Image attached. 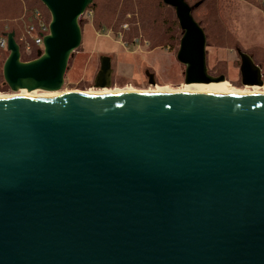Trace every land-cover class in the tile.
<instances>
[{"label": "water", "instance_id": "water-1", "mask_svg": "<svg viewBox=\"0 0 264 264\" xmlns=\"http://www.w3.org/2000/svg\"><path fill=\"white\" fill-rule=\"evenodd\" d=\"M39 1L51 21L36 58L5 33L15 92L62 88L93 2ZM163 2L183 31L185 83L224 81L192 6ZM237 51L242 83L262 86L261 65ZM112 72L100 56L95 88ZM0 264H264V93L0 97Z\"/></svg>", "mask_w": 264, "mask_h": 264}, {"label": "rangeland", "instance_id": "rangeland-1", "mask_svg": "<svg viewBox=\"0 0 264 264\" xmlns=\"http://www.w3.org/2000/svg\"><path fill=\"white\" fill-rule=\"evenodd\" d=\"M95 1H99L103 10L98 17L92 8ZM125 1L128 0H93L86 9L92 11V16L88 17L86 11L80 16L82 42L69 60L59 92L94 89L102 55L112 58V83L108 88L181 89L185 86V65L176 58L183 31L175 10L169 5L157 7V2H151L158 0H132L134 7L140 1L157 17L158 22L143 28L138 23L139 16ZM199 1L203 4L193 14L205 29L209 73L224 75L229 88L251 89L252 86L242 83L239 48L253 55L255 63L261 65L263 85L253 86L264 90V0H188L191 5ZM123 4L127 7L122 8L125 16L132 22L120 23ZM33 6L41 5L33 0H0V31L15 28L21 40L27 29L26 15ZM146 71L155 74V84L149 83ZM0 93H15L5 83L3 72Z\"/></svg>", "mask_w": 264, "mask_h": 264}, {"label": "bare ground", "instance_id": "bare-ground-1", "mask_svg": "<svg viewBox=\"0 0 264 264\" xmlns=\"http://www.w3.org/2000/svg\"><path fill=\"white\" fill-rule=\"evenodd\" d=\"M229 84L224 81H212L209 83H185V86L181 89H173L170 87H163L159 89L149 88V89H136L134 87H123V88H94L89 89L85 92L87 93H121V92H133V91H143V92H176V91H190V92H212V93H239V94H257L264 93V90H260L257 86H252L251 89H239V88H229ZM231 87V86H230ZM59 90L57 91H41L33 90L29 91L27 89H20L15 93H0V97H14V96H56L62 95L64 93ZM71 93V92H70Z\"/></svg>", "mask_w": 264, "mask_h": 264}, {"label": "trees", "instance_id": "trees-1", "mask_svg": "<svg viewBox=\"0 0 264 264\" xmlns=\"http://www.w3.org/2000/svg\"><path fill=\"white\" fill-rule=\"evenodd\" d=\"M34 2H37V3H40V5L41 6H33V7H30L29 8V10H28V13H27V15H26V19H25V23H26V26H27V28L29 27V25L31 24V23H33L34 22V16H35V14H36V12H38V11H41V12H43V13H45L46 14V16H47V18L48 19H50V13H49V11L47 10V8L44 6V4H42L39 0H33ZM125 2H127V6H129V7H131L132 9H133V12L135 13V14H137L139 17L137 18V20H138V23H141L142 24V26H143V28L145 27V25H147V24H149V23H155V22H158V20H157V17L156 16H154L153 14L154 13H150V12H148L143 6H142V2H136L135 3V7H134V1H132V0H128V1H125ZM151 2H157V7H160L161 5H164L165 3L163 2V0H158V1H151ZM187 2H188V0H187ZM189 3V2H188ZM190 4V3H189ZM203 4V1H199V2H197V3H195L194 5H191L190 4V6H192V8H193V10H192V13H194V10L196 9V8H198L199 6H201ZM107 4H105L104 6H103V8L104 9H106V6ZM166 5V4H165ZM92 8L95 10V12H96V14H97V17H98V13H99V11L101 12V11H103L101 8H102V6L101 5H99V1H95V2H93V4H92ZM122 8H127L124 4L121 6V10H122V13H121V15H119L120 16V19L121 18H123L121 21H120V23H122V22H124V21H130V22H132L131 21V19H127L126 18V16H125V14H126V11H123V9ZM173 8V7H172ZM174 9V8H173ZM175 10V9H174ZM160 15V14H159ZM99 16H100V14H99ZM125 16V17H124ZM193 16H194V14H193ZM194 18H195V16H194ZM196 19V18H195ZM196 21L197 22H199L200 23V25L202 26V24H201V22L200 21H198L197 19H196ZM117 22V21H116ZM124 23H126V22H124ZM128 24H129V22H128ZM150 25V24H149ZM102 26H104V24L102 25ZM82 27V26H81ZM203 27V26H202ZM203 29H204V27H203ZM27 30V29H26ZM133 30H135V27L133 26ZM11 31H14L15 32V38H16V41H17V43H19L20 44V40L18 39L19 38V36L20 35H18L17 34V30L14 28V29H12V30H10V31H7V30H1L0 31V37H2V36H5V33H7V32H11ZM204 31H205V29H204ZM148 36V35H147ZM21 45V44H20ZM22 47V46H21ZM0 61L2 62L7 56H8V52L7 51H4L3 49H1L0 48ZM34 58H36V54H34L33 55V57H25V56H23V60H30V59H34ZM2 72V67H0V73Z\"/></svg>", "mask_w": 264, "mask_h": 264}, {"label": "built area", "instance_id": "built-area-1", "mask_svg": "<svg viewBox=\"0 0 264 264\" xmlns=\"http://www.w3.org/2000/svg\"><path fill=\"white\" fill-rule=\"evenodd\" d=\"M86 14L88 15V17H90L92 16V11L88 10L86 11ZM50 21H51V16L50 19H48L43 12L41 11L36 12L34 16V22L29 25L25 35L20 40L21 45L20 44L19 45H20L22 60H23V56L33 57V55L36 54L37 57L38 50L44 49L43 38L45 35L49 34L50 32V28H49ZM7 46H8L7 37L6 36L0 37V48L8 52ZM4 61L5 59L2 62L0 61V67H3ZM24 61H29V60H24Z\"/></svg>", "mask_w": 264, "mask_h": 264}]
</instances>
